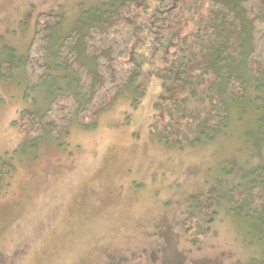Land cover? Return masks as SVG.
<instances>
[{
	"label": "rangeland",
	"instance_id": "obj_1",
	"mask_svg": "<svg viewBox=\"0 0 264 264\" xmlns=\"http://www.w3.org/2000/svg\"><path fill=\"white\" fill-rule=\"evenodd\" d=\"M101 1L0 0V55H23L42 13H57L65 34ZM148 29L133 56L142 94L117 97L93 126L72 124L58 143L20 144L12 121L46 103L20 80L0 83V171L15 168L9 188L0 183V264H247L258 254L254 231L224 207L200 244L183 232L192 198L261 160L250 148L255 114L234 117L224 136L202 146L168 148L152 138L167 40Z\"/></svg>",
	"mask_w": 264,
	"mask_h": 264
},
{
	"label": "trees",
	"instance_id": "obj_2",
	"mask_svg": "<svg viewBox=\"0 0 264 264\" xmlns=\"http://www.w3.org/2000/svg\"><path fill=\"white\" fill-rule=\"evenodd\" d=\"M95 7L65 34L57 13H42L23 55H0V83L20 80L46 103L12 121L20 144L58 143L72 124L93 126L117 97L141 95L133 56L148 25L147 35L167 40L152 138L168 148L202 146L224 136L234 117L255 114L250 148L261 160L216 179L218 191L192 198L183 218L187 241L200 244L224 207L256 235L259 252L247 264H264V0H104ZM14 169L0 171L3 187Z\"/></svg>",
	"mask_w": 264,
	"mask_h": 264
}]
</instances>
